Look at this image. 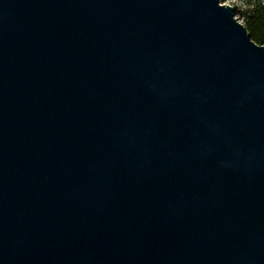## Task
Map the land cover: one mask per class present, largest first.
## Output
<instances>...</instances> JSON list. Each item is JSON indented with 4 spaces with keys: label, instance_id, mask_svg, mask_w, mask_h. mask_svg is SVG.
I'll return each instance as SVG.
<instances>
[{
    "label": "water",
    "instance_id": "water-1",
    "mask_svg": "<svg viewBox=\"0 0 264 264\" xmlns=\"http://www.w3.org/2000/svg\"><path fill=\"white\" fill-rule=\"evenodd\" d=\"M0 264H264V45L220 0H0Z\"/></svg>",
    "mask_w": 264,
    "mask_h": 264
},
{
    "label": "trees",
    "instance_id": "trees-1",
    "mask_svg": "<svg viewBox=\"0 0 264 264\" xmlns=\"http://www.w3.org/2000/svg\"><path fill=\"white\" fill-rule=\"evenodd\" d=\"M244 27L256 44L264 45V0H256L244 11Z\"/></svg>",
    "mask_w": 264,
    "mask_h": 264
},
{
    "label": "rangeland",
    "instance_id": "rangeland-1",
    "mask_svg": "<svg viewBox=\"0 0 264 264\" xmlns=\"http://www.w3.org/2000/svg\"><path fill=\"white\" fill-rule=\"evenodd\" d=\"M256 0H220L221 4L232 5L234 7L235 18L242 25L245 23L244 11L247 9L249 3H253Z\"/></svg>",
    "mask_w": 264,
    "mask_h": 264
},
{
    "label": "built area",
    "instance_id": "built-area-1",
    "mask_svg": "<svg viewBox=\"0 0 264 264\" xmlns=\"http://www.w3.org/2000/svg\"><path fill=\"white\" fill-rule=\"evenodd\" d=\"M229 5V4H228ZM229 6H231L232 8H234L232 5H229Z\"/></svg>",
    "mask_w": 264,
    "mask_h": 264
}]
</instances>
